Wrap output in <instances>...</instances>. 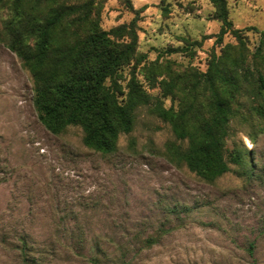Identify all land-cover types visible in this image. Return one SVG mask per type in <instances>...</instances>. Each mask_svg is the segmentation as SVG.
Listing matches in <instances>:
<instances>
[{"label": "rangeland", "instance_id": "obj_1", "mask_svg": "<svg viewBox=\"0 0 264 264\" xmlns=\"http://www.w3.org/2000/svg\"><path fill=\"white\" fill-rule=\"evenodd\" d=\"M7 1L0 0V264H264V121L250 113V98H238L227 141L228 149L248 151V167L230 165L213 182L168 161L166 147L178 142L146 107L114 152L93 151L79 127L53 135L38 121L32 79L4 45ZM130 3L133 10L103 0L99 26L107 31L136 17V50L145 57L136 78L176 109L179 99L152 88L144 68L203 72L211 52L235 40L227 34L215 44L221 22L211 0ZM225 3L253 51L264 0ZM132 65L115 77L123 94Z\"/></svg>", "mask_w": 264, "mask_h": 264}, {"label": "trees", "instance_id": "obj_2", "mask_svg": "<svg viewBox=\"0 0 264 264\" xmlns=\"http://www.w3.org/2000/svg\"><path fill=\"white\" fill-rule=\"evenodd\" d=\"M211 1L213 18L221 22L215 44L221 45L227 34L235 44H224L219 54L211 52L203 72L171 75L164 71L167 67L144 68L152 88L158 85L162 96L179 99L176 109L165 108L136 78L145 59L136 50V17L107 31L100 28L103 0H8L3 41L32 79V106L47 132L59 135L79 127L87 148L109 154L119 137L132 131L136 110L146 107L170 126L178 142L166 147L168 161L213 182L230 165L242 171L248 167L247 150L227 147L238 98L249 97L250 113L264 121V31L250 51L242 30L228 19L225 0ZM122 3L133 10L130 0ZM132 62L123 94L115 77ZM162 74L166 79L157 80Z\"/></svg>", "mask_w": 264, "mask_h": 264}]
</instances>
